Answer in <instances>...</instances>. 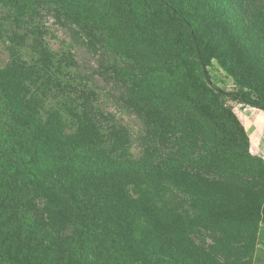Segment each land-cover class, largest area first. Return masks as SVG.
Listing matches in <instances>:
<instances>
[{
    "label": "trees",
    "instance_id": "trees-1",
    "mask_svg": "<svg viewBox=\"0 0 264 264\" xmlns=\"http://www.w3.org/2000/svg\"><path fill=\"white\" fill-rule=\"evenodd\" d=\"M49 19L132 63L114 71L146 146L127 158L128 128L71 84L67 134L20 69H0V264H254L264 158L230 102L264 112V0H0V41L31 34L43 70L65 75L75 60L45 45ZM213 62L236 90L213 85Z\"/></svg>",
    "mask_w": 264,
    "mask_h": 264
},
{
    "label": "rangeland",
    "instance_id": "rangeland-1",
    "mask_svg": "<svg viewBox=\"0 0 264 264\" xmlns=\"http://www.w3.org/2000/svg\"><path fill=\"white\" fill-rule=\"evenodd\" d=\"M45 29V45L58 58L73 55L75 67L65 68V75L56 70L45 72L32 48V35L29 34L23 46H18L11 41L12 33L8 31L4 40L0 41V69L14 66L20 69L25 76L27 99L37 106L45 120L61 116L67 134H73L78 128L75 114L80 111V107L63 88L71 84L76 88L93 90L99 96L100 107L130 131L132 144L126 157H141L146 146V125L140 116L122 105L120 97L126 93L127 83L114 71V68L129 69L132 63L122 56L107 52L75 24L62 27L54 19H49L45 22ZM18 31L20 34L28 33L24 28ZM209 70L213 85L219 90H236L234 80L216 62ZM230 106L239 113L249 133L252 153L264 158V112L232 102ZM254 262L264 264V224Z\"/></svg>",
    "mask_w": 264,
    "mask_h": 264
}]
</instances>
